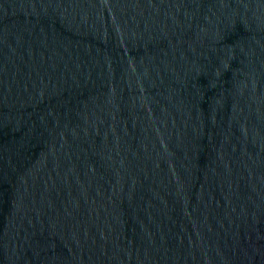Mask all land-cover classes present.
I'll return each mask as SVG.
<instances>
[{
    "label": "water",
    "instance_id": "1",
    "mask_svg": "<svg viewBox=\"0 0 264 264\" xmlns=\"http://www.w3.org/2000/svg\"><path fill=\"white\" fill-rule=\"evenodd\" d=\"M0 264H264V0H0Z\"/></svg>",
    "mask_w": 264,
    "mask_h": 264
}]
</instances>
